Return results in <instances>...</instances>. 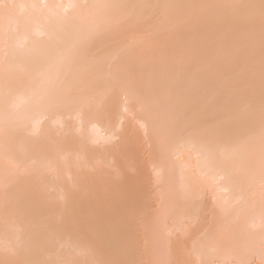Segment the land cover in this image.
Masks as SVG:
<instances>
[{
	"label": "bare ground",
	"instance_id": "obj_1",
	"mask_svg": "<svg viewBox=\"0 0 264 264\" xmlns=\"http://www.w3.org/2000/svg\"><path fill=\"white\" fill-rule=\"evenodd\" d=\"M222 3L259 0H0V261L264 264L259 11L249 92L243 29L163 7Z\"/></svg>",
	"mask_w": 264,
	"mask_h": 264
},
{
	"label": "snow or ice",
	"instance_id": "obj_2",
	"mask_svg": "<svg viewBox=\"0 0 264 264\" xmlns=\"http://www.w3.org/2000/svg\"><path fill=\"white\" fill-rule=\"evenodd\" d=\"M63 7V6H61ZM159 7V6H158ZM163 7H190L201 10L197 15L193 17H187L183 21L184 23H198L207 26H220L229 30L243 29L246 35V47H245V63H246V77L243 81L242 87L251 92L253 89L256 76V46L257 39L253 27V21L255 19L254 13L259 11L261 19V31L259 35V79L261 85V104H260V119L264 124V0H259V3L248 4H234V3H222V4H199V5H165ZM132 25V20L126 18L121 21V26ZM173 29L175 26H172ZM227 33H223L221 37V43L226 38ZM185 55L196 59L200 52L192 47L185 50ZM35 102L39 105L54 106L60 99L59 93L54 88H42L34 93ZM167 110L161 104V115L166 117ZM255 119V111L253 107L230 113L224 122L215 125L211 130V135L223 139H230L236 136L238 129L246 123H251ZM247 144L246 140H239L234 147V151H238ZM31 199H37L38 193L30 192L27 194ZM5 201H7L8 192H3ZM135 200V193H131L128 198V210L130 211ZM53 243H55V236L52 237ZM101 243L105 241L101 240ZM0 264H4L0 261ZM34 264H69L64 260H46L42 262H34ZM94 264H134L132 261L126 260H112V261H95ZM160 264H171L170 261H161ZM201 264H204L202 261Z\"/></svg>",
	"mask_w": 264,
	"mask_h": 264
}]
</instances>
